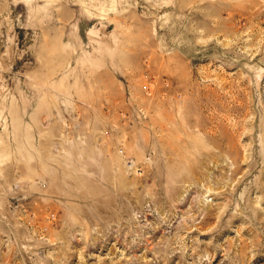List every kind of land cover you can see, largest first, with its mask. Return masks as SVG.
<instances>
[{
	"label": "rangeland",
	"instance_id": "rangeland-1",
	"mask_svg": "<svg viewBox=\"0 0 264 264\" xmlns=\"http://www.w3.org/2000/svg\"><path fill=\"white\" fill-rule=\"evenodd\" d=\"M0 264H264V0H0Z\"/></svg>",
	"mask_w": 264,
	"mask_h": 264
}]
</instances>
